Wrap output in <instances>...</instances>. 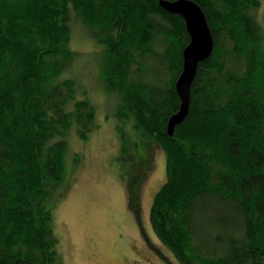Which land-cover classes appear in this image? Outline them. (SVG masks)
<instances>
[{
	"label": "trees",
	"instance_id": "16d2710c",
	"mask_svg": "<svg viewBox=\"0 0 264 264\" xmlns=\"http://www.w3.org/2000/svg\"><path fill=\"white\" fill-rule=\"evenodd\" d=\"M161 1L176 0H0V264H63L54 210L69 136L87 142L114 116L138 222L154 147L166 156L150 220L179 264H264L262 0H193L215 47L172 137L190 36ZM76 35L98 50L79 51ZM81 76L112 107L96 110Z\"/></svg>",
	"mask_w": 264,
	"mask_h": 264
},
{
	"label": "rangeland",
	"instance_id": "374dc122",
	"mask_svg": "<svg viewBox=\"0 0 264 264\" xmlns=\"http://www.w3.org/2000/svg\"><path fill=\"white\" fill-rule=\"evenodd\" d=\"M258 13L264 25V0ZM74 46L79 51L98 50L87 35H76ZM85 59L81 61L87 62ZM86 74L82 72V76ZM82 76L84 86L92 85L90 93L96 110L112 107L113 103L102 99L101 87L95 88ZM114 122L103 123L87 142L76 133L69 136L67 184L59 190L54 210L63 264H179L155 235L150 220L154 196L167 178L166 156L154 147L155 167L142 189V221L138 222L128 209L126 183L120 170L130 164L120 159L113 127L118 125ZM76 154L80 161L74 164Z\"/></svg>",
	"mask_w": 264,
	"mask_h": 264
},
{
	"label": "water",
	"instance_id": "95a60500",
	"mask_svg": "<svg viewBox=\"0 0 264 264\" xmlns=\"http://www.w3.org/2000/svg\"><path fill=\"white\" fill-rule=\"evenodd\" d=\"M161 5L169 12L183 17L190 36V43L183 51V68L175 84L180 108L171 116L167 126L168 135L172 137L176 127L183 123L189 114L192 85L199 65L213 54L215 40L204 10L195 1H161Z\"/></svg>",
	"mask_w": 264,
	"mask_h": 264
}]
</instances>
